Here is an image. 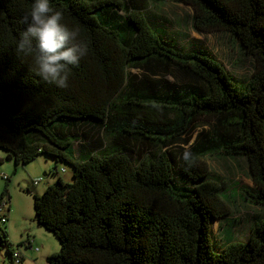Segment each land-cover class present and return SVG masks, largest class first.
<instances>
[{
	"label": "trees",
	"instance_id": "trees-1",
	"mask_svg": "<svg viewBox=\"0 0 264 264\" xmlns=\"http://www.w3.org/2000/svg\"><path fill=\"white\" fill-rule=\"evenodd\" d=\"M165 1L53 0L89 49L59 88L15 52L32 0H0V163L46 154L55 173L74 168L73 181L32 191L38 224L60 243L48 264H264V0H174L193 8L198 32L237 37L253 59L244 84L211 56L167 44L147 16ZM213 155L244 159L253 187L226 186ZM3 176L0 247L20 264L22 247L40 248L11 241ZM243 208L254 219L247 242H224Z\"/></svg>",
	"mask_w": 264,
	"mask_h": 264
},
{
	"label": "rangeland",
	"instance_id": "rangeland-1",
	"mask_svg": "<svg viewBox=\"0 0 264 264\" xmlns=\"http://www.w3.org/2000/svg\"><path fill=\"white\" fill-rule=\"evenodd\" d=\"M147 13L153 28L167 44L173 45L183 51H195L211 56L213 59L223 63L237 82L244 84L249 80L253 68L251 65L253 59L240 50V43L237 37L226 31L215 33L198 32L191 23L193 8L190 5L174 0H166L160 4H152ZM2 153L3 151L0 150V155ZM55 160L56 159L52 156L42 154L32 162L19 167H16L13 160H6L0 163V193L3 192L7 183V179L3 174H7L10 176L8 195L10 210L7 209L8 205L4 207L3 210H8L10 221L11 219L16 220L14 230L15 238L27 239L26 235L30 234L34 241H36V235L42 237V234H51L49 236L53 239L50 245H52L54 241L58 251L60 250V243L56 235L40 226L36 220L33 193H43L46 189L48 183L46 176H44L45 172H48L51 174L50 176L54 177L52 182L57 181L60 175L70 182L73 181V166L69 163L60 162L59 167H65L67 171L55 173ZM206 160L209 162L213 170L212 172L224 179L225 185L230 187L233 191H236V193H239V190L242 191L244 187H253V182L249 177L248 167L244 159L213 155L207 156ZM51 163H53L52 166H50ZM47 166L51 168L48 169ZM34 167L36 168L32 169ZM36 180H39V182L35 183ZM27 189H31V192ZM238 202L240 203L241 199H239ZM246 209L248 210L250 208H243L239 212L232 214L234 216L246 215L241 219H237L236 224L231 223L229 225L230 232L228 235H225V238L224 235H220L221 238L223 237L224 242L231 239L243 243L247 242L254 219L251 216H247L248 213L251 214V211H246ZM240 212L242 213L240 214ZM10 221L9 223L11 224ZM219 227V222L216 221L213 227V234L215 237L221 234V232H219L221 227ZM27 231L29 233H26ZM35 246H38L40 250L43 249V244L38 241V239ZM22 248L25 260L20 264H35L34 257L36 255L38 256L42 251H35L33 248L31 251L27 247ZM10 259L11 254L7 248L0 247V264H7ZM40 264H46L45 259L44 261L41 260Z\"/></svg>",
	"mask_w": 264,
	"mask_h": 264
},
{
	"label": "clouds",
	"instance_id": "clouds-1",
	"mask_svg": "<svg viewBox=\"0 0 264 264\" xmlns=\"http://www.w3.org/2000/svg\"><path fill=\"white\" fill-rule=\"evenodd\" d=\"M63 19V12L53 6V0H32L30 9L19 20L22 31L14 46L18 57L31 58L35 75L59 88L68 87L73 68L89 50L80 38L79 27H69ZM184 158H189L187 150Z\"/></svg>",
	"mask_w": 264,
	"mask_h": 264
},
{
	"label": "crops",
	"instance_id": "crops-1",
	"mask_svg": "<svg viewBox=\"0 0 264 264\" xmlns=\"http://www.w3.org/2000/svg\"><path fill=\"white\" fill-rule=\"evenodd\" d=\"M52 164L53 163H51L50 166H52ZM50 166L49 167L47 166V168L48 169L51 168ZM35 168L36 167H34L32 169H35ZM50 175L51 174H49L48 172H45L44 173V176H46V178H47V183L48 184L50 182H52V180L54 179V177H52ZM9 218H10V215H9ZM10 222H11V224L9 223V235H10L11 241L14 242V243H16V244L23 242L25 240V238H23V239L15 238V235H14V230H15V226H16V220L15 219H13V220L11 219ZM26 233H29V232L27 231ZM49 235H51V234H42V237L36 235V237H35V240L36 241L38 239V241L42 242V244H43V249L39 250V251H42V253H40L38 256L36 255L34 257L35 258L34 259L35 264H40L41 260L44 261V259H45L46 264H48L47 263V260H46L47 256L50 255L51 253L57 251L56 244L54 243V241H53L52 245H50V242L52 241L53 238H51V236H49ZM26 236L28 237V236H31V235L30 234H27ZM36 241H34V243H36ZM47 243H49V244H47ZM27 248H29V247H27ZM29 249L32 251V248L31 247ZM21 251H22V253H24L23 248H21Z\"/></svg>",
	"mask_w": 264,
	"mask_h": 264
},
{
	"label": "built area",
	"instance_id": "built-area-1",
	"mask_svg": "<svg viewBox=\"0 0 264 264\" xmlns=\"http://www.w3.org/2000/svg\"><path fill=\"white\" fill-rule=\"evenodd\" d=\"M14 256H15V258H16V261L19 262L20 259H21V256H20L17 252L14 253Z\"/></svg>",
	"mask_w": 264,
	"mask_h": 264
}]
</instances>
